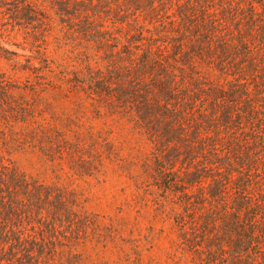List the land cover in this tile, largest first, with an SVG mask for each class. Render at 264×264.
<instances>
[{"label": "rangeland", "instance_id": "1", "mask_svg": "<svg viewBox=\"0 0 264 264\" xmlns=\"http://www.w3.org/2000/svg\"><path fill=\"white\" fill-rule=\"evenodd\" d=\"M178 1L167 5L169 14L213 5L221 29L220 37H211L210 51L198 44L182 50L181 131L163 125L140 129L122 110L99 116L75 96L62 101L56 113L44 107L38 112L55 127L52 137L75 149L71 156L1 153L5 165L54 195L42 206V218L33 214L24 232L29 237L24 246L38 264H209L205 249L203 254L181 245L182 221L190 232L191 223L206 217L221 223L222 208L235 209L241 199L255 207L264 199V0ZM192 20L189 29L197 24ZM159 21L158 30L167 31L161 29L166 20ZM7 30L3 47L23 62L26 35ZM55 37L53 32L41 47L68 65L69 49L63 39L57 49ZM0 74L13 76L12 64L0 60ZM41 97L43 104L50 100ZM16 126L38 143L31 123ZM1 129L0 138H11L6 126ZM63 199L66 203L58 202ZM17 250L19 264H27L25 251ZM213 259L215 264L227 260Z\"/></svg>", "mask_w": 264, "mask_h": 264}, {"label": "trees", "instance_id": "2", "mask_svg": "<svg viewBox=\"0 0 264 264\" xmlns=\"http://www.w3.org/2000/svg\"><path fill=\"white\" fill-rule=\"evenodd\" d=\"M173 1L0 0V60L12 64L13 74H0V133L6 126L11 137L0 138V264H19L17 248L25 251L27 264H38L32 249L24 246L29 242L24 232L34 217L42 218V206L54 197L49 188L5 165L1 153L38 151L55 160L75 152L52 137L55 127L38 114L43 107L56 113L62 101L79 96L78 103L89 104L99 116L122 110L140 129L163 125L182 130L186 107H181L178 95H184L185 79L177 76L182 50L198 44L199 50L210 51L211 37H220L221 29L211 12L213 5L197 12L189 6L175 15L169 14ZM193 18L197 24L189 29ZM161 19L166 20L161 29L167 31L158 30ZM7 27L26 35L20 46L28 54L23 62L3 47L10 36ZM53 32L57 49L61 39L69 49L68 65L56 62L60 60L41 47ZM43 93L50 98L44 104ZM26 122L32 124L37 144L27 139L29 130L16 126ZM222 216L221 223L211 217L191 223L190 232L182 221L183 248L198 253L205 249L212 257L209 264H215L217 255L226 256L223 264H264V199L256 207L241 199L235 209L222 208Z\"/></svg>", "mask_w": 264, "mask_h": 264}]
</instances>
